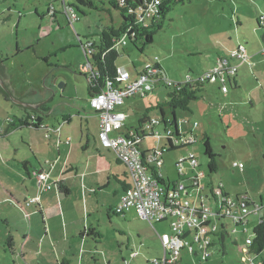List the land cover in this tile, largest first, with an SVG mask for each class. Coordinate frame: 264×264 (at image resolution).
<instances>
[{
	"label": "rangeland",
	"instance_id": "rangeland-1",
	"mask_svg": "<svg viewBox=\"0 0 264 264\" xmlns=\"http://www.w3.org/2000/svg\"><path fill=\"white\" fill-rule=\"evenodd\" d=\"M70 1L82 11L77 12L80 21L74 26L63 14L62 0H0V54L4 67L12 75L15 87L23 92H31L32 88H52L57 94L51 103L53 109L65 102L67 105L61 108L63 113L80 125L83 122L81 117L85 116L82 108L90 103L89 79L80 72V66L88 61L82 45L91 41L98 42L103 28L113 23L119 27L122 18L121 13L110 6L114 0H91L92 8L79 5L77 0ZM52 8L56 11L55 16L49 14ZM262 18L264 0H187L174 6L167 14L162 28L154 35V42L144 50L141 49L143 42L136 44L127 40L125 45H119L117 65H123L131 74L145 70L149 64L155 67L158 63L164 78L179 83H183L186 77H199L207 72L216 64L215 59L217 61L219 58L229 57L242 47L246 49L249 60L239 67L236 83L229 85L227 95L214 81L206 83L205 93L190 104L189 111L178 110L175 113L183 137L193 135L198 139L197 143L188 147H191L190 152L196 155L200 163L197 172H205V191L202 192L199 203L213 212L216 211L215 204L218 201L212 193L219 188H223L234 200L238 196L248 195L252 204L264 206ZM88 59L91 63L94 62L92 57L89 56ZM233 62L241 64L236 60ZM155 89L146 98L138 96L126 100L128 118L125 123L132 130L139 127L138 117L141 115L129 108L130 105L135 102L141 106L159 103L167 107L170 88L160 83L156 84ZM1 100L5 98L0 97V103H3ZM72 101L77 106H72ZM4 112L0 111L1 122L4 116L17 115L11 109ZM157 115L162 119L158 111L151 114ZM167 116L173 119L169 107ZM186 121L190 124H186ZM195 123L198 125L193 127ZM165 133L163 126L160 134L166 137ZM2 139L0 137V141ZM207 141L217 156L218 172L213 174L209 170L210 158L205 154ZM158 142L163 147L168 144L164 138L159 141L157 137L146 135L139 145L142 149H149L147 152H153L160 149L156 145ZM16 144L18 150H24L19 147L20 140ZM180 153L183 157L188 156L184 148L167 154ZM234 163L243 164L244 169L234 167ZM165 173L171 174L172 180L178 179L173 166H166L164 175H167ZM184 182L189 185L188 181ZM21 187L19 184L16 187L22 194L17 196L21 206L27 209L26 194H23ZM195 196L196 193L190 198L191 202L195 201ZM13 209L14 207L0 202V264H57L54 257L40 256L38 252L41 246L33 242L29 243L27 251H35L36 258L33 255L26 258L23 254V231L20 228L32 231L34 220L20 217L19 211L15 212ZM133 210L126 213L131 232L126 230L128 236L122 237L120 247L111 241L106 242L104 248L93 247L95 255L90 260H87V246L75 248L77 260L81 257L86 261L85 264H109L113 258L111 264H157L155 261L161 264L164 251L159 235L171 233L168 223H157L154 230ZM1 211L8 213L7 221H1ZM37 217L41 220L38 215ZM260 217H264V207L260 216H250L249 224L244 227L237 226L230 219L217 222L220 228L221 225L226 228L224 243L213 238L216 244L209 248L208 256L201 252L199 244L194 243L195 252L189 249L181 251L177 262L173 264H261L264 253L255 255L246 244L247 239H252ZM115 219L123 223L122 217ZM124 225L125 223L123 227ZM18 234L19 238L15 239L16 245L13 247V244H9L8 237L11 235L16 238ZM186 239L194 242L193 236H187ZM44 248L47 249L45 246ZM132 252L136 253L133 259L130 258ZM106 256L110 260L104 263L103 258Z\"/></svg>",
	"mask_w": 264,
	"mask_h": 264
},
{
	"label": "crops",
	"instance_id": "crops-1",
	"mask_svg": "<svg viewBox=\"0 0 264 264\" xmlns=\"http://www.w3.org/2000/svg\"><path fill=\"white\" fill-rule=\"evenodd\" d=\"M1 61L0 77L3 82L11 85L13 93L19 100L33 105L32 109H28L14 104L10 98L7 99L5 97L2 93L3 89L0 87V97L5 98V100H1L3 103H0V111L4 112L11 109L17 114L4 116L3 122L0 121V137L3 138L0 141V202L9 205V207H14L13 210L15 212L19 211L20 217L23 216L24 219L34 220L32 231H24L23 228H20L23 231L24 238L25 251H23V254H25L26 258L31 255L36 258L35 251L31 253L27 251V246L33 242L40 244L41 250L38 252L40 256L54 257L57 264H85L86 261L81 259V257L77 260V249L75 250V248L87 246L86 248L89 249V252L87 251V260H90L95 255L93 247L104 248L105 243L108 241L115 245L117 243L120 247L123 241L122 237L128 236L127 231L131 232L130 224L127 222L129 216L126 214L131 210L126 211L123 215H118L115 213V209L124 192L131 187L132 180L126 166L117 160L111 150L100 143L98 115L88 104L85 108H82L85 116L81 117V122H83L78 125L76 121H73L69 116L65 115L66 113H63L61 108L67 105L65 102L58 104L60 106L55 109H53L52 104L40 106L52 96L51 92L45 89L37 90L36 88H32L31 92H23L18 89L12 83V75L4 67L2 59ZM215 62H217L216 59ZM117 66L119 69L129 72L132 79H136L144 71H135V74H131L123 65ZM155 67L159 68L161 72L163 71L158 63ZM149 94L141 97L146 98ZM138 104L135 102L129 108L142 116L138 117L139 127L132 130V127L129 128L125 123V132L140 130L141 126L145 124L146 118L159 119L158 115L151 116L156 111L162 115L161 110L158 109L159 103L157 105L146 104L142 106ZM71 105L77 106L73 101ZM125 106L126 102L120 111L124 112L127 119L128 114ZM167 107L163 106V112L165 119L171 121L167 116ZM77 113L79 114V112ZM25 116H31V118L35 119L40 118L41 126L39 128L32 125L17 126L15 128L10 126V122L13 124L12 120L25 118ZM30 123L33 124L31 121ZM163 126L165 128V125ZM163 126H158L159 128H156V132L160 133V128ZM179 133L183 136L180 130ZM163 138L166 139L164 136ZM18 140L21 142L20 149L23 147L24 150L17 149L16 142ZM167 143L165 147L160 145V142L156 143L158 148H166L162 155L163 166L160 170L164 182L166 184H174L182 180L183 182L188 181L190 185L192 178L201 174V183L204 186L205 172L202 170L197 172L200 167L199 161L197 168H193L189 162H186L184 165V176H179L176 171L177 180H172L171 174L165 173L167 175H164L166 166L170 165L176 168L178 161L187 157L181 156V153L180 155L167 154L177 151V149H182L170 144L168 141ZM139 147L141 148V145ZM190 148H184L188 155L194 154L190 152ZM141 150L147 152L149 149L141 148ZM49 163L54 164V166L52 167ZM38 170L50 172L51 181L55 182L57 187L50 192L42 193L39 203L28 205V201L38 196L37 181L34 176V172ZM18 184L22 186L23 194H26L27 209L21 206L18 196H22V194L16 190ZM66 191H69L68 195H65ZM194 193L192 189L189 190L190 195ZM33 206L34 208H32ZM215 208L219 210L217 204H215ZM1 212L3 217L1 221H7L9 219L8 213L5 211ZM37 215L41 220L38 219ZM114 216L117 218L122 217L123 223L116 220ZM169 222L167 223L171 230ZM111 232L113 233L112 235ZM93 233L98 234V237H94ZM8 238L9 244H13V247H15V239L18 240L19 234L16 238L11 235ZM47 252L49 255H47ZM135 257L136 253L132 252L130 258L133 259ZM103 259L104 263L110 260L107 259V256ZM112 262L113 258L109 261V264Z\"/></svg>",
	"mask_w": 264,
	"mask_h": 264
},
{
	"label": "built area",
	"instance_id": "built-area-1",
	"mask_svg": "<svg viewBox=\"0 0 264 264\" xmlns=\"http://www.w3.org/2000/svg\"><path fill=\"white\" fill-rule=\"evenodd\" d=\"M63 13L68 22L74 26L80 21L75 8L70 0H62ZM161 0H145L138 9V19L148 24L159 17V6ZM49 14L55 16L54 8ZM264 21V18L261 19ZM127 43L126 36L116 47ZM87 63L80 66V72L90 75V79H95V69L93 63L88 59L95 54L94 42H87L82 45ZM241 64L236 65L233 61ZM249 60L245 48H239L231 56L219 58L215 66L200 75L199 77H188L183 83L171 81L164 78L159 68L147 65L146 69L136 78L132 79L129 72L118 69L116 82H108L103 90L90 98V107L98 115L100 122L99 140L102 146L111 150L117 160L126 166L129 171L132 185L128 188L120 199L115 213L123 215L126 211L136 210L141 220L148 222L153 228L157 223L169 222L172 233L161 234L160 242L164 251V257L161 264H173L177 262L181 251L189 249L195 252L194 243L199 244V249L206 256L211 247L214 235L220 230L217 222L230 219L237 226H246L249 222L248 217L259 212L264 206L261 204H252L248 195L238 196L234 200L229 194L224 192L223 188L213 190V196L218 201L219 210L213 212L205 208L201 201L202 192L205 187L201 183L202 175L199 174L192 178L190 185H186L182 180L174 184H166L162 178L161 168L163 166L162 155L166 148L158 149L153 152H144L139 147L140 141L148 137H157L159 141L163 135L156 132V128L165 125L166 140L179 148H185L198 141L196 136L184 138L175 132L171 121L162 119H150L140 130L125 132L126 115L120 109L124 106L127 99L136 96H146L155 90L156 84L163 83L167 88H187L193 83H211L214 81L219 85L224 94L229 92V85L235 82L239 67ZM186 124L190 122L186 121ZM198 124L195 123L193 127ZM175 143V144H174ZM189 162L193 168L198 167L196 155L189 154L181 158L176 166L179 176H184V165ZM52 167L54 164H50ZM234 167L244 169L243 164L234 163ZM37 181L38 196L28 202L36 204L40 202L42 193L50 192L57 187V184L51 181L50 172L38 170L34 172ZM196 193L194 202L190 201L193 195L189 190ZM223 226V225H221ZM187 236H193L194 242L186 239ZM247 245H251V239H247ZM155 263L160 264L158 261Z\"/></svg>",
	"mask_w": 264,
	"mask_h": 264
},
{
	"label": "trees",
	"instance_id": "trees-1",
	"mask_svg": "<svg viewBox=\"0 0 264 264\" xmlns=\"http://www.w3.org/2000/svg\"><path fill=\"white\" fill-rule=\"evenodd\" d=\"M145 0H114L110 3L111 8L114 11H119L121 13V24L119 27H116L113 24L106 28H103L99 41L94 42L95 45V54L90 57L93 58V66L95 69V79H90V75L85 74L89 79V92L90 98L95 94L101 92L108 82H116L118 77V66L117 60L120 56L119 47H116L117 42H120L123 37L126 36L127 40L132 43L138 44L143 42L141 49L144 50L148 45H151L154 42V35L158 29L162 28L163 21L165 20L167 14L178 4H183L187 0H161L159 6V17L155 20L145 24L138 19V9L141 3ZM79 5L88 6L92 8L91 0H77ZM76 12H82L79 7L73 6ZM110 11V10H109ZM78 14V13H77ZM262 42L264 45V32L262 34ZM142 50V51H143ZM1 54H0V63H1ZM169 91V100L166 105L171 109L173 114L172 124L175 128V132L178 134V129L176 126V111H189L190 104L197 100L203 93H205V84L204 83H193L188 88L182 86L181 88H173ZM1 91V89H0ZM7 99L9 96L2 91ZM158 109L161 110L162 120L167 124L165 119V114L163 112V106L159 105ZM150 119L146 118V122ZM33 122V124L30 123ZM145 122V123H146ZM10 122L11 127H21V126H34L39 128L41 126L40 118H31V116L25 118H17ZM44 127V126H42ZM179 135V134H178ZM206 152L205 154L210 158L209 170L210 173L218 172V164L216 160V155L214 154L210 142H205ZM69 191L65 192V195H68ZM261 210L257 213H253L250 216H260ZM249 216V217H250ZM248 217V220H249ZM249 224V222H248ZM247 226V225H246ZM155 230V227L153 228ZM227 231L224 226H221L219 232L214 235V238H218L219 241L224 243L225 235ZM94 237H98V234L93 233ZM216 244L214 239L211 247ZM249 249L255 255H260L264 253V217H260L258 224L255 226L253 231V237L251 239V245ZM264 264V261L261 263Z\"/></svg>",
	"mask_w": 264,
	"mask_h": 264
},
{
	"label": "water",
	"instance_id": "water-1",
	"mask_svg": "<svg viewBox=\"0 0 264 264\" xmlns=\"http://www.w3.org/2000/svg\"><path fill=\"white\" fill-rule=\"evenodd\" d=\"M0 87L3 89V91L9 96L10 100L18 105V106H21V107H25V108H28V109H32L33 108V105L29 104V103H26V102H23L21 100H19L15 94L13 93V90H11L10 88H8L5 83L3 82L2 78L0 77ZM45 90H48L51 92L52 96L45 102H43L42 104H40V106L42 105H50L53 101H54V98L56 97V92L52 89V88H46L44 87ZM39 106V107H40ZM72 107V106H71ZM74 108V107H72ZM27 112H26V116H27Z\"/></svg>",
	"mask_w": 264,
	"mask_h": 264
},
{
	"label": "flooded vegetation",
	"instance_id": "flooded-vegetation-1",
	"mask_svg": "<svg viewBox=\"0 0 264 264\" xmlns=\"http://www.w3.org/2000/svg\"><path fill=\"white\" fill-rule=\"evenodd\" d=\"M5 83V85L8 87V88H10L11 90H13L12 88H11V85H8L6 82H4ZM40 109H42V108H40Z\"/></svg>",
	"mask_w": 264,
	"mask_h": 264
}]
</instances>
